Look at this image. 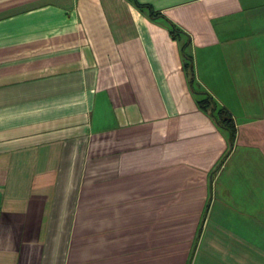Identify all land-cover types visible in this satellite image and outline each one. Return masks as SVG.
<instances>
[{"label": "crops", "instance_id": "0c3cea01", "mask_svg": "<svg viewBox=\"0 0 264 264\" xmlns=\"http://www.w3.org/2000/svg\"><path fill=\"white\" fill-rule=\"evenodd\" d=\"M136 1L0 0V264H264V0Z\"/></svg>", "mask_w": 264, "mask_h": 264}, {"label": "trees", "instance_id": "16d2710c", "mask_svg": "<svg viewBox=\"0 0 264 264\" xmlns=\"http://www.w3.org/2000/svg\"><path fill=\"white\" fill-rule=\"evenodd\" d=\"M136 6L138 7H146L148 8L149 16L154 18L160 16L155 10H153L149 5L138 3L136 0H131ZM170 33L173 37L177 36V32L180 31L175 25L170 23ZM183 54L186 60L185 67H188L189 71L193 73V68L191 65V57L184 52L185 46H187V42L183 44ZM204 95L202 98L198 100V104L201 108L206 109L207 107L210 108V113L214 117L215 121L221 125L222 127L226 128L228 131V142L229 148L232 146L235 138V123L233 118L229 115L227 110L224 107L218 106L215 100L208 92H202Z\"/></svg>", "mask_w": 264, "mask_h": 264}, {"label": "rangeland", "instance_id": "374dc122", "mask_svg": "<svg viewBox=\"0 0 264 264\" xmlns=\"http://www.w3.org/2000/svg\"><path fill=\"white\" fill-rule=\"evenodd\" d=\"M175 216H176V214H175Z\"/></svg>", "mask_w": 264, "mask_h": 264}]
</instances>
